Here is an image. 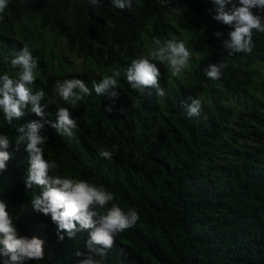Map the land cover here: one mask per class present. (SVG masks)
<instances>
[{"label":"trees","instance_id":"16d2710c","mask_svg":"<svg viewBox=\"0 0 264 264\" xmlns=\"http://www.w3.org/2000/svg\"><path fill=\"white\" fill-rule=\"evenodd\" d=\"M132 3L120 10L111 0L98 7L89 0H10L0 21V75L16 78L11 60L28 45L38 57L32 91L45 92L44 120L55 122L59 105L78 123L73 138L45 125L44 158L56 161L62 176L104 186L125 212L138 211L139 220L118 234L105 264H264V32L253 30L250 54L228 57L222 40L232 29L212 19L214 0H174L173 11L158 1ZM254 11L264 18V10ZM186 31L196 42L185 43L189 67L178 77L160 71L166 95L131 88L126 69L149 54L153 37L180 40ZM52 33L60 42L56 66L38 41ZM77 58L96 62L81 73L88 81L118 71L119 97L98 96L91 83L90 96L64 102L56 83L79 78L71 68ZM222 60L228 67L221 78H206L203 70ZM189 97L201 99V116H187L182 104ZM24 112L9 123L0 109V134L13 140L0 172V200L20 235L44 241L43 259L25 264H79L89 254L88 230L73 238L61 233V241L50 215L33 208L39 189L26 188L29 154L25 145L16 150L14 138L18 127L43 120L30 104ZM101 150L113 151L112 159L101 158Z\"/></svg>","mask_w":264,"mask_h":264},{"label":"clouds","instance_id":"9594fccd","mask_svg":"<svg viewBox=\"0 0 264 264\" xmlns=\"http://www.w3.org/2000/svg\"><path fill=\"white\" fill-rule=\"evenodd\" d=\"M10 0H0V21L4 19L5 10ZM114 8L124 10L133 7L132 0H111ZM217 5L212 19L229 26L227 39L222 40L223 48L228 57L238 53L250 54L253 50L252 32L257 30L264 32V18L257 15L254 10H264V0H214ZM89 4L98 7L100 0H89ZM232 5L226 9V5ZM217 38L223 37V33L216 32ZM46 44L47 51L51 54L52 62L58 64V48L60 42L56 33L48 34L38 40ZM153 48L149 54L133 59L126 69V80L131 88L145 93L146 89H155L158 97H164L166 92L159 84L160 71L166 68L172 77H178L180 73L189 67L191 52L183 40L161 39L153 37ZM67 51V50H66ZM68 59L69 52L66 53ZM69 62V61H68ZM96 62L87 59H76L75 65L78 73L94 66ZM13 68H18L16 78L5 73L0 75V109L9 123L25 115L24 109L30 104L31 111L43 120H33L16 129L14 138L16 150L25 145V151L29 154L26 176V188H38V192L32 194V205L35 211L51 217L57 225V235L62 241L65 233L68 238H73L77 232L88 230L87 248L88 255L80 260L79 264H105L108 251L113 248L115 239L119 233L133 227L139 220L138 211L130 207L125 212L117 203H113L115 196L104 186L89 183L85 179H74L59 174V165L54 160L44 158L45 145L48 136L44 134L45 125L56 130L60 136L73 138L78 130L77 119L71 118L70 111L57 105L55 122L44 120L45 109L48 104L41 106L45 92L36 91L33 94L32 85L35 81L34 72L38 67V57H34L28 45L15 54L11 60ZM228 67L225 60L210 64L205 68L204 75L211 80H218ZM80 75L79 78L65 79L56 83V91L59 97L72 105L77 104L85 96H90L92 90L86 85L92 83V88L98 96H108L110 99L118 98L117 78L120 73L113 72L99 82L88 81ZM151 95V92L148 93ZM190 103L182 106L188 117H199L202 114L203 104L201 99L189 97ZM110 111V109H109ZM13 140L7 135L0 134V172L6 170V164L10 160L9 149ZM115 148V146H113ZM98 155L101 158L111 160L113 151L101 150ZM111 205L108 207V205ZM78 225V227H77ZM44 241L33 236L19 234L14 217L7 211V204L0 200V264H25L26 261H41L44 257ZM123 253L124 250L120 249ZM77 256L82 253L77 252Z\"/></svg>","mask_w":264,"mask_h":264},{"label":"rangeland","instance_id":"374dc122","mask_svg":"<svg viewBox=\"0 0 264 264\" xmlns=\"http://www.w3.org/2000/svg\"><path fill=\"white\" fill-rule=\"evenodd\" d=\"M172 26H174V27H181L182 25H180V23L178 24L177 22H174V23H172ZM187 31H191V29L187 28ZM187 31H186L184 37L182 39H180V40H183L185 43H187L188 47L190 48L191 47V43H193L192 45H194V44H196V42L189 40V38H190V32H187ZM62 40L65 41V39L63 37H62Z\"/></svg>","mask_w":264,"mask_h":264},{"label":"built area","instance_id":"2783aa9c","mask_svg":"<svg viewBox=\"0 0 264 264\" xmlns=\"http://www.w3.org/2000/svg\"><path fill=\"white\" fill-rule=\"evenodd\" d=\"M152 1H158L161 4V6L168 11L174 10V0H152Z\"/></svg>","mask_w":264,"mask_h":264}]
</instances>
